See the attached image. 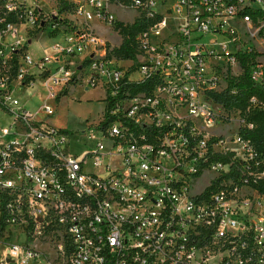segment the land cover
I'll list each match as a JSON object with an SVG mask.
<instances>
[{
	"label": "built area",
	"instance_id": "obj_1",
	"mask_svg": "<svg viewBox=\"0 0 264 264\" xmlns=\"http://www.w3.org/2000/svg\"><path fill=\"white\" fill-rule=\"evenodd\" d=\"M57 3L0 0V112L12 118L0 127V264H29L40 257L33 244L54 239L66 264H264L263 157L242 131L229 145L201 99L216 79L241 74L239 54L250 50L239 26L264 30V0H174L134 35L135 58L121 60L89 24L110 25L115 8L151 15L158 0H75L67 11ZM21 26L55 38L50 53L30 56ZM72 57L80 61L71 70ZM84 60L80 85L104 91L108 119L103 108L92 124L100 138L88 135L95 147L73 154L67 130L46 120L53 107L31 113L14 92L38 84L55 100ZM249 77L262 81L263 65ZM145 82L149 93L131 90ZM228 153L229 162L213 157Z\"/></svg>",
	"mask_w": 264,
	"mask_h": 264
},
{
	"label": "rangeland",
	"instance_id": "obj_2",
	"mask_svg": "<svg viewBox=\"0 0 264 264\" xmlns=\"http://www.w3.org/2000/svg\"><path fill=\"white\" fill-rule=\"evenodd\" d=\"M75 1V0H68ZM174 0H158V4L155 7L156 12L148 15L145 11H138L131 8H115L110 10V15L113 17V21L108 25L107 22H95L92 21L89 25L92 28L93 32L107 40V51L106 54L110 58L119 59L113 52L114 48H117L121 43L122 37L115 29V23H122L131 25L135 21H145L146 23L153 26L157 24L162 16L165 15V9L168 7L167 4H171ZM42 9H47V7L39 2ZM72 23L75 25H81L82 19L72 17ZM240 29V41L243 47H246L253 53H255V60L258 61L264 67V30H260L258 24H250L248 26L241 25ZM149 29V26L147 27ZM171 27L169 30H166L163 33L164 39L167 38L172 33ZM20 35L26 39L29 38L30 41L26 44V50L30 53V56L35 57L42 55L44 53H50L51 45L56 41L55 38L47 35V31L44 32L41 30H31L29 33L24 29V27H19ZM138 31H135V35ZM61 43L62 40L59 37ZM207 37H202V40H206ZM27 41V40H26ZM80 61V58L72 57L70 59L69 67L72 70L76 63ZM118 63V62H117ZM118 64L127 65L128 62H119ZM88 72L87 61L82 62V68L75 75L76 83L73 85H66L65 90L62 89V92L56 95L55 100L46 101L48 105L53 107L55 113L47 117V122L59 129H65L68 132V143L67 149L73 154H78L83 150H91L95 147V139H89L88 135L90 131L96 132L97 138H100V133L92 127V124L97 123L102 116V111L105 105L104 101V91L100 87H89L85 89L84 86H81V80L86 76ZM133 75V74H132ZM213 89L206 91L201 95L203 102L212 108L213 112L216 114L217 122H215V130L220 132L226 141H229L230 138L235 137V135L240 131V127L243 125V117L241 116L239 110L229 109L226 110L219 104L212 101L213 92H225L226 80L216 79L212 83ZM40 85L36 84L33 87H27L24 89L16 90L14 95L17 97L20 103H23V106L26 110L33 113L39 110L40 106L44 103V97H41V94L44 93L42 89L38 90ZM229 92H234L230 90ZM63 93V94H62ZM103 96V98H102ZM179 108L177 109V111ZM180 111V110H179ZM43 114H37V119H43ZM11 116L8 112H0V127L7 126L11 123ZM196 123L201 125L197 120ZM200 130V128H199ZM84 132V133H82ZM204 135V133H202ZM232 141H229V145L232 144ZM102 144L106 149L109 145L107 139H102ZM84 172H91V165L89 162L84 165ZM205 176V175H204ZM204 179V177L202 178ZM198 185L200 181H197ZM11 241V239H8ZM20 242V241H19ZM58 241L54 239L49 243L47 240L40 242H35L33 244L34 248L40 252V257L35 259L29 264H66V257L61 255L57 251ZM2 247H0V260ZM14 264V263H8Z\"/></svg>",
	"mask_w": 264,
	"mask_h": 264
},
{
	"label": "trees",
	"instance_id": "obj_3",
	"mask_svg": "<svg viewBox=\"0 0 264 264\" xmlns=\"http://www.w3.org/2000/svg\"><path fill=\"white\" fill-rule=\"evenodd\" d=\"M57 6L60 11H67L71 7V2L58 0ZM9 18L11 19V16ZM148 25L149 24L144 20L135 21L131 25L115 23L114 27L121 35L122 40L119 46L113 49L114 54L119 59H134L137 50L133 42V33L146 28ZM239 61L242 69L241 74L238 77H226L227 90L225 92H213L212 101L226 110H239L243 117V125L240 127V131L250 138L256 150L262 155L264 160V107L252 105L249 102L252 96L259 102H264V79L262 81H252L249 77L250 68L256 61L255 53L252 51L242 52L239 54ZM152 85V82L131 85V90L149 93L152 89ZM230 90L234 92H229ZM108 108V102H105L103 120L108 119ZM248 123L252 124V129H246L244 127V125ZM230 155L231 153L213 157L223 162H229ZM237 164H239V162H234L230 171H236L235 167Z\"/></svg>",
	"mask_w": 264,
	"mask_h": 264
},
{
	"label": "crops",
	"instance_id": "obj_4",
	"mask_svg": "<svg viewBox=\"0 0 264 264\" xmlns=\"http://www.w3.org/2000/svg\"><path fill=\"white\" fill-rule=\"evenodd\" d=\"M88 89V88H87ZM41 97H44V95L43 94H41ZM102 98H103V96H102ZM44 99H45V97H44ZM46 101H51L50 99H45V103H46ZM47 104V103H46ZM37 114H43V113H41L40 111H38V113ZM36 117H37V115H36Z\"/></svg>",
	"mask_w": 264,
	"mask_h": 264
},
{
	"label": "bare ground",
	"instance_id": "obj_5",
	"mask_svg": "<svg viewBox=\"0 0 264 264\" xmlns=\"http://www.w3.org/2000/svg\"><path fill=\"white\" fill-rule=\"evenodd\" d=\"M8 264V263H7Z\"/></svg>",
	"mask_w": 264,
	"mask_h": 264
}]
</instances>
